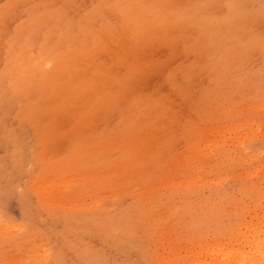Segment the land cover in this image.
<instances>
[{
  "label": "rangeland",
  "instance_id": "374dc122",
  "mask_svg": "<svg viewBox=\"0 0 264 264\" xmlns=\"http://www.w3.org/2000/svg\"><path fill=\"white\" fill-rule=\"evenodd\" d=\"M233 1L0 0V264L262 258L264 0Z\"/></svg>",
  "mask_w": 264,
  "mask_h": 264
},
{
  "label": "bare ground",
  "instance_id": "6f19581e",
  "mask_svg": "<svg viewBox=\"0 0 264 264\" xmlns=\"http://www.w3.org/2000/svg\"><path fill=\"white\" fill-rule=\"evenodd\" d=\"M233 5H234V7H235V11H236V15H237V17H234L232 14L231 15H228L225 19H224V22H223V24H225L226 26H234V24H238L241 20H242V18H241V16L242 17H245L246 15V13L245 14H243V15H241V11H240V9H238L239 7H240V4L237 2V0H234L233 1ZM244 10H242V12H243ZM240 15V16H239ZM206 22V21H205ZM222 31V30H221ZM244 155V154H243ZM246 155V154H245ZM98 200V199H97ZM100 202V201H99ZM249 224V223H248ZM257 231V230H256ZM255 231V232H256ZM237 239V238H236ZM262 239V238H261ZM264 239V238H263ZM259 241V240H258ZM262 241V240H261ZM260 241V242H261ZM256 243V242H255ZM257 244V243H256ZM255 244V245H256ZM255 245H252V246H255ZM257 246H260V245H256V247H255V249H257L258 250V248H257ZM222 247H223V245H222ZM226 247V246H225ZM261 247V246H260ZM264 247V246H263ZM226 248H228V247H226ZM253 248V247H252ZM220 249V248H219ZM219 249L217 250V251H219ZM222 249V248H221ZM221 249H220V251H221ZM254 249V250H255ZM260 249V248H259ZM229 251H227L228 252V254H227V252L226 251H222L221 253H220V255H222V258L224 257V255H225V259L224 260H222L221 259V257H218L219 259H221L220 261H222L220 264H245V261H247V260H245L244 262H242L241 260H238V259H236V255L238 254V252L235 250V252L237 253V254H235V252H233L234 254H230V250H231V248L230 249H228ZM238 250V249H237ZM233 251H234V249H233ZM261 251H262V248H261ZM263 251H264V249H263ZM232 252V251H231ZM217 253V252H216ZM219 253V252H218ZM253 253V252H252ZM255 253H256V251H255ZM227 254V255H226ZM254 254V253H253ZM258 254V253H257ZM256 254V255H257ZM261 254H262V252H261ZM217 255V254H216ZM228 255H233V258L232 259H229L230 258V256H229V258H228ZM263 256H264V253L261 255V257L262 258H260V257H258L257 256V258H260V259H258V260H254V263L255 264H263L264 263V258H263ZM217 257V256H216ZM215 257V258H216ZM244 258H245V256H243ZM256 257V256H255ZM239 258V257H238ZM248 258V257H247ZM44 261V260H43ZM218 261V260H217ZM217 261H216V263H217ZM203 263V262H202ZM201 263V264H202ZM207 263H210L208 260H207V262H206V264Z\"/></svg>",
  "mask_w": 264,
  "mask_h": 264
}]
</instances>
